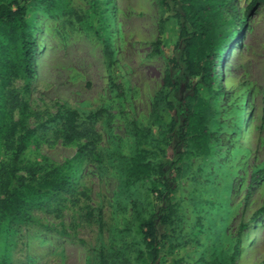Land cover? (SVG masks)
I'll return each mask as SVG.
<instances>
[{"label":"rangeland","instance_id":"obj_1","mask_svg":"<svg viewBox=\"0 0 264 264\" xmlns=\"http://www.w3.org/2000/svg\"><path fill=\"white\" fill-rule=\"evenodd\" d=\"M190 1L209 22L194 59L211 40L220 59L214 88L201 97L208 145L188 142L170 168L174 185L165 223L157 222L164 234L157 264H230L235 246L232 264H264V0H232L235 19L228 0ZM29 6L37 42L32 76L19 72L8 90L0 88L1 125L17 119L35 128L18 175L57 167L66 182L27 204L29 218H0V264H146L138 223L162 206V197L146 177L126 180L141 152L154 161L170 152L161 138L169 115L155 103L167 58L180 55L179 20L159 0ZM114 74L126 86L135 125L111 87ZM59 109L99 111L92 122L97 138L86 150L79 151L85 138L68 142L55 132ZM3 125L0 173L14 151Z\"/></svg>","mask_w":264,"mask_h":264},{"label":"trees","instance_id":"obj_2","mask_svg":"<svg viewBox=\"0 0 264 264\" xmlns=\"http://www.w3.org/2000/svg\"><path fill=\"white\" fill-rule=\"evenodd\" d=\"M33 1L36 2V0H12L0 3V88L2 90L6 88L8 90L11 79L19 75V72L29 79L32 76L37 42L29 31L28 14L29 4ZM159 1L168 14L176 16L179 20L178 45L181 44V51L178 57L167 58L168 66L163 79V88L155 103L158 108L156 111L166 110L169 115L167 129L161 138L170 147V152L168 150L167 155L159 161L151 160L149 155L146 156L141 152L133 159L127 173V183L146 177L154 190H158L155 191L157 195L162 197V206L138 223L139 234L145 244L146 264H157L162 256L161 242L164 234L159 231L157 222L159 221L161 226L165 223L166 213L170 208L174 185L171 166L180 160L181 147L186 146L188 142L198 149H205L208 145L210 134L206 128V112H204L205 107L201 106V97L214 88L212 84L214 76L218 74L217 64L220 59L219 47L212 40L207 43L206 51H203L198 59H194L197 42L200 37L206 35L209 22L197 14L199 10L190 0H182V3L181 0ZM178 2L181 3L180 10L176 8ZM224 6L229 16L235 19L232 0L226 1ZM110 84L117 96L122 99L123 110L135 125L130 106L126 103L124 90L126 86L116 74L111 77ZM5 98H9L10 111L13 110L16 106L13 102L16 98L13 90L8 91ZM98 113L99 111L86 114L75 109H59L57 116H54L57 118L54 130L68 142L85 138L84 145L79 148V151H84L97 138L92 122ZM1 121L0 118V127L3 125ZM3 128L8 135L7 139H11L14 151L12 164L7 171L0 173V218L3 216L29 218L27 204L42 199L50 191L63 188L66 179L57 167L43 169L40 175L34 172L18 175L20 156L35 128L25 126L17 119H12L9 124L3 125ZM141 137L136 135L138 139ZM144 151L146 154L149 153L147 147ZM98 220L101 223L100 215ZM237 253L238 249L235 246L230 256V264L233 263Z\"/></svg>","mask_w":264,"mask_h":264},{"label":"bare ground","instance_id":"obj_3","mask_svg":"<svg viewBox=\"0 0 264 264\" xmlns=\"http://www.w3.org/2000/svg\"><path fill=\"white\" fill-rule=\"evenodd\" d=\"M243 120H245V118Z\"/></svg>","mask_w":264,"mask_h":264}]
</instances>
